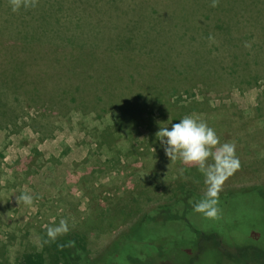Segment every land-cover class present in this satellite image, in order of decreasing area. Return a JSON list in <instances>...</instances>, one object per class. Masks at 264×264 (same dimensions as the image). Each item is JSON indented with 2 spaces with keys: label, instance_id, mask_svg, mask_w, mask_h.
Wrapping results in <instances>:
<instances>
[{
  "label": "rangeland",
  "instance_id": "obj_1",
  "mask_svg": "<svg viewBox=\"0 0 264 264\" xmlns=\"http://www.w3.org/2000/svg\"><path fill=\"white\" fill-rule=\"evenodd\" d=\"M28 1L33 11L31 20L44 21L38 14L48 7V0ZM148 1L118 0L129 12L127 16L115 17L111 25L114 27H106L105 20L89 22L93 19L92 10L88 9L86 27L91 30L94 27L89 26H97L104 32L97 34L102 55L98 71L104 78L111 73L106 69V61L117 72L124 59L130 63V59L139 55V52H116L115 60L119 62H114L108 48L128 43L122 37L135 22L127 20L128 16L136 18L132 14L141 10L140 2L143 7H149L147 23L157 22L158 30L155 28L151 38H144L148 50L144 54L148 61L162 59L168 68L169 72L160 73L155 68L149 71L160 73L157 86L161 91H170L169 101L176 105L169 111L162 113L154 105L152 98L155 92L159 94L156 87L142 86L138 90L139 83L133 86L132 78L127 75L115 78L125 96L110 99L103 88L96 93L101 99L94 98L91 102H84L71 94L70 87L62 81L56 84L52 79L55 91H59L55 92V101L62 106L51 114L41 103L36 108L32 102L17 98L0 85V97L20 113L16 126L12 122H0V229L14 234L12 239L1 234L0 248L1 242L8 245L11 264H16L14 253L21 250V241L30 245L29 251L40 248V232L61 227L62 221L67 231L56 235L68 232L87 235L92 257L99 256L124 233L122 243L110 247L111 260L103 256L106 263L264 264V187L251 190L264 186V14H255L254 17L261 16L258 23L248 15L251 11L247 7L232 20L238 30L242 27L243 34L228 37L220 33L209 37L204 30H208L205 25L212 22L213 13L208 20L203 18V13L209 15V12L201 9V0L168 3L150 0L151 4ZM104 12L112 14L111 8H105ZM184 15L187 20L180 24ZM74 19L72 15L59 28L79 27L78 19ZM197 25H203L204 30ZM193 26L187 36L182 35ZM167 27L170 30L165 33ZM73 32L76 37L85 36L78 29ZM231 38L233 42L226 43ZM220 44L223 45L217 48ZM140 45L136 43L137 50ZM61 46L72 48L65 41ZM142 59L145 60L141 56ZM252 71L258 73L252 75ZM130 92L146 97L137 98ZM105 102H111L113 107ZM141 103H145L144 108ZM128 108H142L143 120H138L131 127L133 130L125 126L115 132L111 126L115 113ZM185 116L206 122L215 130L220 144L235 145L240 166L219 179L217 194L249 191L220 200L225 205L218 208L214 218L197 212L194 228L184 222L169 221L167 217L156 220L159 223L138 222L149 210L175 202L181 192L208 195V185L199 166L185 165L179 160L171 162L156 139L160 126L171 127ZM107 136H112L110 142L105 140ZM21 193L31 195L32 203L19 201ZM91 221L94 224L89 226ZM196 229L203 234L199 236ZM139 238L141 241L136 246ZM131 253L135 255L133 260Z\"/></svg>",
  "mask_w": 264,
  "mask_h": 264
},
{
  "label": "trees",
  "instance_id": "obj_2",
  "mask_svg": "<svg viewBox=\"0 0 264 264\" xmlns=\"http://www.w3.org/2000/svg\"><path fill=\"white\" fill-rule=\"evenodd\" d=\"M25 3L28 5L27 7L24 6ZM47 4L48 7L38 14V16L45 18V20L36 23L31 20L33 11L30 8V2L28 0H22V5L17 11H13L12 0H0V85H2L4 89H8L14 94L24 97L32 102V105L36 106V108H39L37 106L40 105L38 102L41 103L42 107L51 114L55 109L62 106L60 102L55 101V92L59 91H55L52 79H54L56 84L62 81L64 85L70 87L71 94L79 96L84 102H91L92 99L98 97L96 93L103 88L108 91L107 97L110 99L114 98L116 100L118 99L117 95H124L121 94L118 89V82L115 81V78H118V75H127L132 78L131 83L134 84L133 86H137L135 84L139 83L138 90L142 89V86H147L150 89L153 87L157 88L159 94L155 92V97H153L152 100H154V105L160 107L162 113H165L168 109L176 105V103L171 104L169 101L170 91H161V87L157 86V84H159L158 78H160V73L165 70L169 72L164 61L156 58H151V61H148L145 58L144 53H148V50L147 46L144 45V38H151L155 28L158 30L157 22H153L151 25L147 23L146 17L149 14V7H147V5L143 7L144 4L140 2L139 6L141 10H137L136 14H132L136 18L133 19L128 16L127 20L135 21L133 25L128 24L127 34L125 37H122L123 41H128V43H122L118 44L116 47L108 48V54H110L114 62H119V60H115L116 52L130 54L139 52V55L130 59V63L124 59V65L120 66L117 72H114V68L112 66L110 67V64L106 61V69L110 70L111 73L107 74V77L101 78V71H98V68H101L102 65V62H99L100 56H102L99 51L101 39L97 34L104 32L97 26H89L94 27L90 30L86 27V24L89 22L102 23V21L105 20L108 21L106 27H114L111 26L114 23L113 19L115 17L117 18L119 15L127 16L129 12L128 9L124 10L118 0H48ZM201 7H204L205 10L209 12V15L203 13V18H205V20L210 19L213 13L211 19L213 23H207L204 20V22L207 23L205 26H208V30H204L203 25H197V28L204 30L209 37L214 34L221 35L220 33H224L225 36L228 37L240 36V34H243L241 30L242 27L238 30L236 28L237 23L232 22V20L239 17V13L247 9V7H249V10L252 12L248 10L250 12L248 14L249 16L252 15V17H254L258 12L264 14V0H217L215 7L212 6V0L209 2L201 0ZM105 8H111L112 14L110 15L109 12H104ZM112 8L115 9V11ZM88 9L92 10L90 12V17L93 19L89 22L85 19ZM134 9H136V6ZM157 14L158 12L155 11L154 15ZM233 14V18L230 19ZM72 15L75 16L74 20L78 19L80 25L83 26H74V28H67L64 26V28H59L60 23L64 21L67 22L68 19H71ZM222 16H224V18ZM259 17L261 16L254 17V20L258 23H260ZM222 18L223 23L220 22ZM143 20L145 21V25L142 22ZM186 20L187 18L184 15L180 24ZM193 28L194 26L188 28L182 35L187 36ZM73 29H78L80 32H83L85 36L76 37ZM86 29H88V32L85 31ZM161 29L162 32H164V26H162ZM169 30L170 29L167 27L165 33L169 32ZM124 32L125 30H123V33ZM206 35L203 37H208ZM198 37L192 41H196ZM110 39L114 41L113 37ZM233 40L234 39L231 38L229 42L226 43H232ZM63 41H65L66 44H72V48L61 46ZM139 42L142 43V45H140L139 50H137L136 43L138 44ZM223 44L216 45V47L219 48ZM143 49L144 51H142ZM151 54H153V52H151ZM140 55L144 57L145 60H140ZM149 57H151V55ZM124 58L126 57L124 56ZM151 68H155L157 69L156 71L161 72L157 75L152 74V70L149 71ZM257 73L258 72L255 71L250 72L252 75ZM134 76H136V78ZM63 87L65 89V86ZM130 93L131 96L137 95V98L143 99L146 97L143 95L138 96V94L132 92ZM131 96H129L130 99ZM100 99L101 98H97L98 101ZM158 99L164 102L158 101ZM2 101L0 103V122L16 123V119L20 113L17 110L11 109L8 104H2ZM105 104L106 106L113 107L111 102H105ZM141 104L144 108L145 103ZM132 110L133 109L128 108L119 113L121 111L120 109L118 112L119 114L115 113L113 124H111V126L116 129L115 132H119L125 126L129 127V130H133L131 127H133L135 123H138V120H143L141 118L142 108ZM118 118L121 120L117 123ZM16 125L17 123L15 126ZM113 132L114 131L111 133ZM111 137L112 136H107L104 138L106 141L110 142L112 140ZM132 142L133 140L131 143ZM147 142H150V139H147ZM149 144L153 145L152 143ZM131 146L133 147V144ZM92 175L93 172L90 176ZM263 187L264 186L251 190H261ZM247 191L249 190H236L217 194L215 198L217 200L215 207L218 209L222 204L225 205L224 202L220 201L223 200V198L227 199L231 196H240ZM205 198L206 197L199 194H194V192H181L175 202L149 210L142 215L138 222L145 220V222L159 223L158 221H160L162 217H167L169 221H180L187 224V227H197L194 223V220L197 218L195 216L197 212L194 211V204ZM92 224H94V222L91 221L89 226ZM196 230L199 236L203 234L200 232L202 230ZM1 234L7 235L9 239L14 237L13 232L9 234L0 229V235ZM40 235V248H34L29 251V248H31L30 245L26 241L20 242L21 250L14 253L16 264H98V261L105 262L104 259L106 258L103 256H106L107 260L110 259L109 255L112 253L110 247L114 244L116 247L119 246V243H122L121 239L124 233L99 256L95 257L91 256V249H88L89 243L87 242V235L81 232H68L60 236L55 235V237H50L48 235V230H44V232H40ZM139 241H141L140 238L135 241L136 246H138ZM1 243L3 247L2 249L0 248V264H11L9 262L11 255H9L8 245L5 242ZM134 245H132V247H136ZM152 246L153 249L156 248L155 245ZM132 251H135V249ZM134 257L135 255L131 253L132 260ZM106 264H112V261Z\"/></svg>",
  "mask_w": 264,
  "mask_h": 264
},
{
  "label": "clouds",
  "instance_id": "obj_3",
  "mask_svg": "<svg viewBox=\"0 0 264 264\" xmlns=\"http://www.w3.org/2000/svg\"><path fill=\"white\" fill-rule=\"evenodd\" d=\"M13 11L19 10L22 0H12ZM217 0H212L215 7ZM25 7L28 5L25 3ZM166 157L171 162L179 160L185 165H197L205 176L208 185V195L205 199L194 204V211L203 213L206 217H216L218 213L215 207L217 200L216 185L219 179L231 170L240 166L235 156V145L231 143L220 144L219 137L213 128L204 121L185 116L178 123H172L171 127L159 128L156 133ZM219 145V147H216ZM211 161V162H209ZM183 170L181 169V172ZM25 204H31L33 197L27 193H21L17 198ZM67 231L65 222L61 227L49 228L48 235L55 237L57 233Z\"/></svg>",
  "mask_w": 264,
  "mask_h": 264
},
{
  "label": "crops",
  "instance_id": "obj_4",
  "mask_svg": "<svg viewBox=\"0 0 264 264\" xmlns=\"http://www.w3.org/2000/svg\"><path fill=\"white\" fill-rule=\"evenodd\" d=\"M161 2H164V0H161ZM165 2H171V0H165ZM148 3H151L150 1H148ZM201 9H203V10H205V8L204 7H201ZM206 11V10H205ZM13 93V92H12ZM14 94V93H13ZM17 98H20V99H25L24 97H22V96H19V95H16V94H14ZM1 96V95H0ZM3 100V101H2ZM5 99H3L2 97H0V103H1V101H2V104H7V102H5L4 101ZM19 117H17V119H18ZM17 119H16V122H18L19 121V119H18V121H17Z\"/></svg>",
  "mask_w": 264,
  "mask_h": 264
}]
</instances>
